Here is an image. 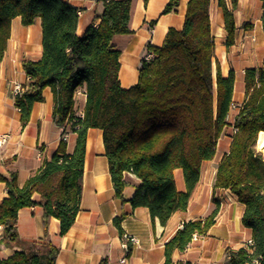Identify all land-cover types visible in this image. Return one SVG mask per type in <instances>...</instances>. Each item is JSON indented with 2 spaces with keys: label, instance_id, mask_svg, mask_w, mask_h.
<instances>
[{
  "label": "trees",
  "instance_id": "trees-1",
  "mask_svg": "<svg viewBox=\"0 0 264 264\" xmlns=\"http://www.w3.org/2000/svg\"><path fill=\"white\" fill-rule=\"evenodd\" d=\"M103 1L102 13L95 16L100 22L78 35L79 9L68 0H0V62L12 20L20 16L23 25H30L41 18L42 56L23 60L27 88L15 98L22 124L28 123L34 103L44 99L43 89L50 86L54 121L70 124L69 131L76 133L71 153L61 134L55 152L23 185L16 172L9 177L0 173L8 188V195L0 201L5 244L20 242L18 214L23 207L41 206L45 229L44 237L33 243L39 245L37 250H15L0 258V264H57L59 247L47 239L49 219H59L64 235L81 209L89 128L103 132L115 195L125 199L129 185L125 174L133 173L139 183L128 200L134 207H147L153 221L158 218L166 225L176 211L187 209L202 164L215 156L218 140L229 124L235 131L229 151L218 163L214 189L228 190L245 205L242 223L252 230L253 244L228 247L227 255L228 264H251L264 256V155L258 148L259 133L264 131V57L261 66L245 69V99L230 123L235 71L231 69L225 76L216 58L211 0H188L183 27H171L162 46L150 47L152 55L143 58L138 82L123 87L119 81L121 51L113 38L131 32L132 0ZM229 1L230 7L226 0H218L228 48L235 43L233 11L239 0ZM179 2L169 0L163 12L177 11ZM79 89L86 93L82 115L74 112ZM177 168L182 169L185 190L176 186ZM214 200L216 207L207 216L184 221L165 242L163 264H171L174 254L187 248L194 233H208L220 204L218 198Z\"/></svg>",
  "mask_w": 264,
  "mask_h": 264
},
{
  "label": "crops",
  "instance_id": "crops-1",
  "mask_svg": "<svg viewBox=\"0 0 264 264\" xmlns=\"http://www.w3.org/2000/svg\"><path fill=\"white\" fill-rule=\"evenodd\" d=\"M230 7V1L226 0ZM79 9L77 34L82 35L90 24L97 25V14L104 9L103 0H68ZM169 0H132L129 18L130 33L117 34L113 42L120 49L119 81L123 87L138 82L139 71L145 56L150 57V47L162 46L171 27L181 29L185 21L188 0H180L177 11L163 12ZM236 25L235 43L242 30L260 49L258 61L245 53L235 56L230 62L229 51L218 55L220 43L226 45L223 8L218 0H211L210 15L212 32L216 41V58L226 76L235 71V90L229 112L232 123L245 99V82L240 81L248 67H259L264 57V31L262 29V0H239L233 11ZM227 47V46H226ZM228 48V47H227ZM42 56V24L37 18L33 24L23 25L21 17L12 20L11 36L0 62V134L8 133V140L0 147V173L6 177L16 172L20 185L33 175L45 158H50L57 149L62 134V125L53 119L54 94L50 86L43 89L42 101L34 103L26 125L21 122V112L16 106L15 85H26L28 76L23 68L24 59L37 60ZM243 56V57H241ZM240 79V80H239ZM74 112L84 114L86 93L84 89L75 95ZM68 130L70 124H67ZM235 128L229 124L221 134L215 156L204 161L200 179L192 192L186 210L176 211L166 225L158 218L154 221L145 206L134 207L128 198L133 194L139 179L130 172L125 174L129 185L124 191L125 199L115 195L114 184L105 155L103 132L100 128H89L83 166V191L81 209L69 231L60 234V221L52 216L48 224L47 239L59 247L57 264H119L121 255V233L127 230L139 238L138 244L130 245V264H163L165 242L182 226L184 221L207 216L215 207L214 198L220 201L215 223L206 235L192 239L183 252H176L171 264L190 260L195 264H228V247L239 248L252 238V230L242 223L245 205L228 190L214 189L215 174L222 156L229 151ZM76 133L69 131L67 151L75 147ZM259 148V147H258ZM262 151V150H261ZM175 182L179 190L186 184L182 169H175ZM8 195L5 181L0 180V201ZM38 197V195H35ZM20 242L6 245L3 228L0 226V258L10 256L15 250H37L34 241L44 237L43 208L23 207L18 214Z\"/></svg>",
  "mask_w": 264,
  "mask_h": 264
},
{
  "label": "built area",
  "instance_id": "built-area-1",
  "mask_svg": "<svg viewBox=\"0 0 264 264\" xmlns=\"http://www.w3.org/2000/svg\"><path fill=\"white\" fill-rule=\"evenodd\" d=\"M146 58H148V56H145ZM27 88V86L24 85H20V84H16L14 91L15 94L17 95L18 93H21L22 91H24ZM79 92H81V89H79L76 93L78 94ZM234 107H236V104H233ZM69 135V130L67 128V125H63L62 127V137L63 139L67 140ZM9 138V134L8 133H2L0 134V147L8 140ZM198 234L194 233L192 239H197ZM121 255L119 257V264H130L129 261V253H130V245L132 244H138L139 243V238L130 233L127 230H123L121 233ZM253 244V238L248 239L245 242V245H251ZM251 264H264V256H260L257 259H254Z\"/></svg>",
  "mask_w": 264,
  "mask_h": 264
},
{
  "label": "rangeland",
  "instance_id": "rangeland-1",
  "mask_svg": "<svg viewBox=\"0 0 264 264\" xmlns=\"http://www.w3.org/2000/svg\"><path fill=\"white\" fill-rule=\"evenodd\" d=\"M258 42V39H252L251 36H247L245 31L241 30L238 34V40L235 43V46L232 47L231 51H235L230 53L229 57V65L230 62L232 63V61L235 59V56L238 55H244L245 53H248L250 55H253V61L257 62L258 58H259V51L260 49L256 46ZM218 45L220 46V50L218 51V55H222L223 53H226L229 51V48L226 47V45L223 43H220V41H218ZM243 57V56H241ZM240 80V79H239ZM243 81L244 83V76L243 78L240 80ZM263 152V151H262ZM264 155V152H263Z\"/></svg>",
  "mask_w": 264,
  "mask_h": 264
},
{
  "label": "bare ground",
  "instance_id": "bare-ground-1",
  "mask_svg": "<svg viewBox=\"0 0 264 264\" xmlns=\"http://www.w3.org/2000/svg\"><path fill=\"white\" fill-rule=\"evenodd\" d=\"M258 147L264 152V131H261L258 136Z\"/></svg>",
  "mask_w": 264,
  "mask_h": 264
}]
</instances>
